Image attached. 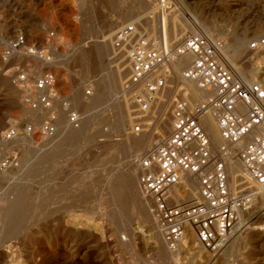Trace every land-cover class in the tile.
<instances>
[{
  "label": "rangeland",
  "instance_id": "rangeland-1",
  "mask_svg": "<svg viewBox=\"0 0 264 264\" xmlns=\"http://www.w3.org/2000/svg\"><path fill=\"white\" fill-rule=\"evenodd\" d=\"M167 1L169 7L159 0H0V46L19 31L39 41L49 31L57 33L54 47L60 42L62 45L55 61L62 51L70 55L61 77L63 86L60 73H54L60 90L65 95L70 92L78 101L71 109L81 117L79 128L73 129V136L62 140L60 147L38 149L27 143L34 140L36 146L49 141L40 137L10 144L19 151L20 167L0 174V264H174L158 250L162 236L154 230L156 222L143 223L137 214L131 215L124 198L122 210L118 209L112 189L138 162L133 160L135 149L126 141V134L139 136L147 127L150 133L160 107L170 102L172 110L175 94L187 90L176 79L172 66L168 90L166 87L167 91L159 94L149 115L141 116L125 89L129 71L123 72L125 66L120 64L126 54L113 48L115 31L132 23L157 44L165 26L168 42L175 43L169 35L171 20L175 19L177 26L185 27V34L219 38L233 70L240 78L250 79L264 72V52L248 49L256 38L264 37V0ZM232 34L246 41L241 55L231 47ZM4 64L0 59L2 68L29 64L37 71L47 70L34 58L21 55ZM119 64L122 80L117 88L114 78ZM6 81L7 74H1L0 136L23 116L41 119L44 115L29 112L10 82L13 92H5ZM88 89L90 97L84 95ZM12 95L17 97V104L7 99ZM121 105L124 114L117 110ZM60 116L66 123L65 115ZM150 120L153 122L148 123ZM143 122L150 125L134 133L135 125L143 126ZM0 146L5 149L9 145L0 139ZM218 146H212V151ZM236 185L231 183L232 188ZM253 187L255 202L241 215L245 225H240L229 246L214 257L199 253L194 240L193 248L182 250L177 264H264V191ZM195 192V196L183 199L173 190V196L177 201H190L197 197L198 187Z\"/></svg>",
  "mask_w": 264,
  "mask_h": 264
},
{
  "label": "built area",
  "instance_id": "built-area-1",
  "mask_svg": "<svg viewBox=\"0 0 264 264\" xmlns=\"http://www.w3.org/2000/svg\"><path fill=\"white\" fill-rule=\"evenodd\" d=\"M159 3L169 7L167 0ZM56 36L55 31H49L39 41L25 31L16 32L1 44L0 58L5 66L16 55L53 63L62 45L60 42L54 47ZM159 41L156 45L132 23L120 26L114 34V49L123 50L128 61L125 89L141 116L150 114L151 106L173 77L171 65L184 58L188 62L180 71L181 78L197 84L211 96L192 102L183 92L175 94L170 133L138 159L137 182L151 202L158 230L170 250H176L187 232L192 231L195 245L215 257L222 253L240 225H245L241 215L256 198L251 185L264 191V86L259 82L247 83L234 74L219 38L186 33L175 43H166L161 32ZM248 49L264 52V37L256 38ZM4 73L20 92L25 108L29 112H43L44 116H23L2 133L1 141L9 146H0V172L20 167L19 151L10 145L13 141L55 137L60 114L65 115L73 129H78L81 121L80 114L71 109L60 90L54 72L37 71L26 64L0 67V75ZM84 95L90 97L91 90H85ZM207 118L215 121L223 141L216 152L211 149L205 129ZM133 131L141 133L142 125L137 123ZM227 160L239 162L243 169L235 188L230 186ZM187 174L197 178L198 195L190 201L174 202L173 190Z\"/></svg>",
  "mask_w": 264,
  "mask_h": 264
},
{
  "label": "bare ground",
  "instance_id": "bare-ground-1",
  "mask_svg": "<svg viewBox=\"0 0 264 264\" xmlns=\"http://www.w3.org/2000/svg\"><path fill=\"white\" fill-rule=\"evenodd\" d=\"M162 20H163V23L165 24L164 21L166 20V18H165L164 12H162ZM185 31H186V29H185L184 26H177L176 23H175V19L171 20V28L169 29V35H170V37L172 39H176L175 42L178 39H180L182 36L185 35ZM162 33L164 34L166 43H169L168 42L167 30H166L165 26H164V29H162ZM230 38H231V47H232V49H234L239 55L243 54V52L246 49V47H245V45H246L245 39H243V37H241L238 34H232ZM113 39H114V37H113ZM156 41H157V39H156ZM159 42L160 41H158V43ZM118 52L125 53L123 50H120ZM56 56H57V53H56ZM224 57L226 59L225 51H224ZM58 58L59 59L57 61H55V63H45V62H40L39 60H37V61L42 63L43 69L45 68V69H47L49 71H53V72H56V73L59 72L60 73L59 74L60 84H62V86H63L64 81L62 83L61 77H62V74L67 71L66 70V66H67V64L69 62L70 55L67 52L62 51L59 54ZM226 61H227V59H226ZM127 62L128 61H127L126 57L124 59H122V61L120 62L121 65L125 66L123 68V72H125L128 69V63ZM187 62H188L187 59L184 58V59H181L178 62H176V63L171 65V68H172V66H174V68L176 70V73H177L176 74L177 75L176 79L180 80L183 83V85H184L183 90H187V92H185L184 94H187L189 96V99L192 102H194L195 100L202 101V100H205V99L209 98L211 96V94L209 92L201 90L198 87L197 84H195L193 82H189V81L183 80L181 78L180 71L187 66ZM227 63H228V61H227ZM120 64L118 65V68H117V70H118L117 75L114 78V86L117 87V88H119V86L121 87V80H122V69H121V71L119 70V68L121 66ZM228 65L233 70V65H231L230 63H228ZM57 70H59V71H57ZM233 72H234V74L236 76H238V74L234 70H233ZM238 77L240 78V76H238ZM240 79L245 81V82H247V83L257 82V79H259L260 80L259 83H261L262 86H264V72L262 74H253V75L250 76V79L249 78L248 79L244 78L243 76H241ZM3 87H4L5 92H7V93H9V92L12 93L13 92V88L11 87L9 82H7V81L4 83ZM122 87H123V85H122ZM170 89H172V88H170ZM167 90H168V87H167ZM167 90H166V87H165V89H163L162 91H164V93H165ZM179 92H181V91H179ZM66 97H67L68 101L70 102L71 107H77V105L79 103H78L77 100H75L71 96L70 92H67ZM7 99L9 101L14 102V104H17V97L15 95L14 96L12 95V97H8L7 96ZM122 106L123 105L119 106L117 110H119V112L121 114H124L125 110L123 111L124 107H122ZM124 106H125V108H127V103L124 102ZM170 107H171V103L170 102L167 105H164V106L160 107L159 116L157 118L156 124H155L153 130H151L150 133H147V131H148L147 130L148 127H147L143 131L142 135H139V136H133L132 135V136H130V135L126 134V141L128 142V144H130L135 149V153L133 155V160L140 159L143 155H145V153L149 149L152 148L151 146L153 144L156 145L158 143H161L168 136L167 130H171V113H172V111H171ZM126 112H127V109H126ZM35 113H37V112H35ZM33 116H35V115H33ZM63 119H62V117L59 118V120L57 122V135L55 137H53V138H50L47 143H39L36 146H34V142H33L34 140L33 141H27V143L31 144L32 147H35V148H38V149H52V148H55L57 145H58L57 147H60L59 143L62 140L70 139L73 136V131H72L73 128H71L68 125L67 122L64 123ZM131 122L132 121H130V123ZM13 124L14 123L11 122L10 126H12ZM149 125L150 124L145 122L142 127L149 126ZM205 129H206V131H207V133L209 135V138H210L211 149H212V146H216V145L217 146L219 145L218 147H220L222 145L223 141L221 140V138L219 136L218 129H217L215 121L213 119H211V118H207L206 119ZM74 132H75V130H74ZM226 164H227V170H228L229 177H230V186H231V183L235 186L237 184V182L239 181L238 176H240L242 174V172H243L242 166H241V164L239 162H235V161H232V160H227ZM137 169H138V163L136 162L135 163V168L133 170L125 173V175L122 178L121 184L118 187L113 188L112 189V193H113L114 198L118 201V205H117L118 209L122 210L123 201L121 199L124 198L126 204L130 208L131 215L137 214L139 216V219H141L143 223L152 224V222H156V220H155V218H154V216H153V214L151 212V202L144 195V193L142 192V190L139 187V184L137 182ZM5 172L6 171H2V172H0V174H4ZM236 186H238V185H236ZM197 187H198L197 178L195 176L187 174V175H185L182 178L181 185L175 187L174 193H175V195L181 194L183 199H185V196L186 197L188 196V197L191 198V197L196 195L195 191L197 190ZM252 187H253V185H252ZM263 198H264V195H263ZM176 201L177 200L174 198V202H176ZM154 230L161 235L159 230H157V225L154 226ZM237 233H238V231L234 234L232 239L234 237H236L235 235ZM232 239L230 240V242L232 241ZM161 240H162L161 241L162 243L158 247V250L161 252L163 258L166 261H168V262L172 261L174 264H177V258L180 255V253L182 252V250H184V248H187V249L193 248V241L195 240V235H194V233L192 231H188L187 235L185 237V240L183 241V243L176 250H170L167 247V245L165 244V242L163 241V239H161ZM230 242L225 247V249L229 246ZM199 253L207 254L201 248L199 249Z\"/></svg>",
  "mask_w": 264,
  "mask_h": 264
}]
</instances>
